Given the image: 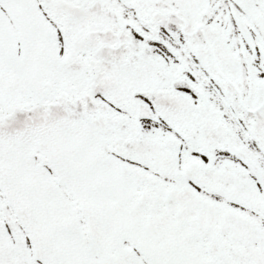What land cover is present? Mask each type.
I'll return each mask as SVG.
<instances>
[{
	"label": "snow or ice",
	"instance_id": "obj_1",
	"mask_svg": "<svg viewBox=\"0 0 264 264\" xmlns=\"http://www.w3.org/2000/svg\"><path fill=\"white\" fill-rule=\"evenodd\" d=\"M0 264H264V0H0Z\"/></svg>",
	"mask_w": 264,
	"mask_h": 264
}]
</instances>
